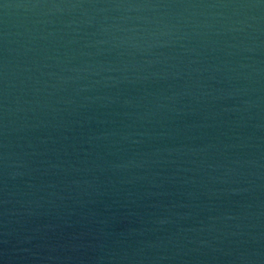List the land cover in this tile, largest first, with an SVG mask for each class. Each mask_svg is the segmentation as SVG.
I'll return each mask as SVG.
<instances>
[{
	"label": "water",
	"instance_id": "obj_1",
	"mask_svg": "<svg viewBox=\"0 0 264 264\" xmlns=\"http://www.w3.org/2000/svg\"><path fill=\"white\" fill-rule=\"evenodd\" d=\"M0 264H264V0H0Z\"/></svg>",
	"mask_w": 264,
	"mask_h": 264
}]
</instances>
